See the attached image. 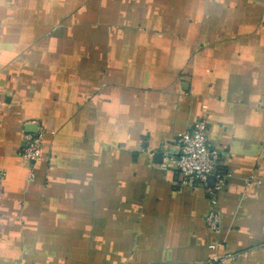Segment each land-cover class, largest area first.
I'll return each instance as SVG.
<instances>
[{"label": "crops", "instance_id": "obj_1", "mask_svg": "<svg viewBox=\"0 0 264 264\" xmlns=\"http://www.w3.org/2000/svg\"><path fill=\"white\" fill-rule=\"evenodd\" d=\"M200 118L215 236L159 167ZM0 170V264H264V0H0Z\"/></svg>", "mask_w": 264, "mask_h": 264}, {"label": "built area", "instance_id": "obj_2", "mask_svg": "<svg viewBox=\"0 0 264 264\" xmlns=\"http://www.w3.org/2000/svg\"><path fill=\"white\" fill-rule=\"evenodd\" d=\"M24 147L19 156L28 163H38L42 159L43 139L41 132L23 134ZM176 152L166 154L160 163V169L177 175L183 186L195 185L207 194L208 210L205 216V226L215 236L220 232L221 214L217 207V194L224 188L226 174L220 170L219 152L208 139V126L204 118L198 119L188 132L180 133L175 139ZM4 171L0 170V182ZM209 177L215 178L210 187ZM257 185L254 180L247 183ZM220 247L217 242L208 245V249L215 251ZM235 259V255L224 253L213 255L205 264H227Z\"/></svg>", "mask_w": 264, "mask_h": 264}, {"label": "water", "instance_id": "obj_3", "mask_svg": "<svg viewBox=\"0 0 264 264\" xmlns=\"http://www.w3.org/2000/svg\"><path fill=\"white\" fill-rule=\"evenodd\" d=\"M35 124H29V128H35V130H37V126H34ZM30 133H32V134H36L37 133V131H34V132H30ZM161 157V156H160ZM207 183H208V185L210 186V187H212L213 186V184L215 183V178L214 177H209L208 178V180H207Z\"/></svg>", "mask_w": 264, "mask_h": 264}, {"label": "trees", "instance_id": "obj_4", "mask_svg": "<svg viewBox=\"0 0 264 264\" xmlns=\"http://www.w3.org/2000/svg\"><path fill=\"white\" fill-rule=\"evenodd\" d=\"M220 170H222V169H220Z\"/></svg>", "mask_w": 264, "mask_h": 264}]
</instances>
